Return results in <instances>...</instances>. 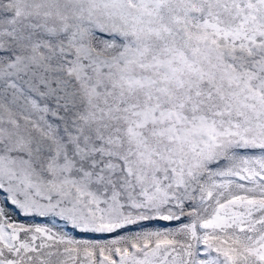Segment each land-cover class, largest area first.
Returning <instances> with one entry per match:
<instances>
[{
	"label": "snow or ice",
	"instance_id": "snow-or-ice-1",
	"mask_svg": "<svg viewBox=\"0 0 264 264\" xmlns=\"http://www.w3.org/2000/svg\"><path fill=\"white\" fill-rule=\"evenodd\" d=\"M0 264H264V0H0Z\"/></svg>",
	"mask_w": 264,
	"mask_h": 264
},
{
	"label": "rangeland",
	"instance_id": "rangeland-1",
	"mask_svg": "<svg viewBox=\"0 0 264 264\" xmlns=\"http://www.w3.org/2000/svg\"><path fill=\"white\" fill-rule=\"evenodd\" d=\"M20 219H23L22 217H20Z\"/></svg>",
	"mask_w": 264,
	"mask_h": 264
}]
</instances>
